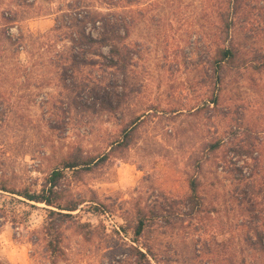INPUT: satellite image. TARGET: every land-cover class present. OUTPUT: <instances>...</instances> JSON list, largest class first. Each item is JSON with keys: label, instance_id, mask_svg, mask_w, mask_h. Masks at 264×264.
Returning <instances> with one entry per match:
<instances>
[{"label": "trees", "instance_id": "1", "mask_svg": "<svg viewBox=\"0 0 264 264\" xmlns=\"http://www.w3.org/2000/svg\"><path fill=\"white\" fill-rule=\"evenodd\" d=\"M109 1L121 3V10L102 11L86 0H69L56 8L38 0H0V54L19 56L13 78L42 62L55 70L47 84L54 81L59 87L54 106L60 115L50 127L62 131L71 113L104 114L119 127L101 151L85 152L77 144L69 148L38 189H16L0 180V190L45 205L41 237L45 250L56 257H65L62 243L70 232L106 249L108 264H201L203 248L210 264H264V0H203L202 47L193 72L201 97L188 108H165L142 99L145 85L136 72L141 48L131 39L138 0ZM48 15L54 16L53 24L44 32L34 34L25 26L29 19ZM33 49L41 50L36 52L41 61H31ZM6 75L0 72V127L7 114L1 90L7 91L1 86ZM243 81L254 96L240 90ZM179 117L186 118L180 122ZM153 118L161 123L153 134L160 152L172 148L163 147L161 138L184 139L176 148L187 152L185 195L163 202L134 199L123 215L125 223L115 228L83 221L75 211L85 202H94L88 208L96 215L112 214V208L95 200L93 191L89 200L70 192L66 171L81 181L112 158L124 157L137 142L139 127ZM224 180L228 185L220 195ZM219 212L231 217L213 216ZM158 219L164 224L159 228L171 233L185 227L184 220L196 230L211 220L215 231L211 241L201 249L193 247L191 254L167 246L172 256L157 252L152 240Z\"/></svg>", "mask_w": 264, "mask_h": 264}, {"label": "rangeland", "instance_id": "2", "mask_svg": "<svg viewBox=\"0 0 264 264\" xmlns=\"http://www.w3.org/2000/svg\"><path fill=\"white\" fill-rule=\"evenodd\" d=\"M68 1L38 0V4L56 8ZM86 1L102 11L121 10L118 6L121 3L113 5L109 0ZM133 8L137 13L131 39L136 40L141 48L142 56L138 60L136 72L145 85V97L142 99L165 108L172 105H181L183 108L195 106L201 97L196 89L193 72L196 52L202 47L199 39L204 22L201 18L203 0H138ZM53 17L48 15L29 19L25 26L32 33L39 34L52 26ZM33 50L31 61L40 58L36 52L41 53V50ZM7 55L0 54V72L7 74L6 81L1 85L7 90L1 89L6 100L3 108L6 106L7 114L5 123L0 127V180H5L16 189L26 187L34 190L44 183L45 177L69 148L77 144L85 152L101 151L119 127L113 118L104 114L76 116L73 113L65 119L62 131L50 127L60 115L57 103L54 106L59 87L54 81L47 84L49 77H55V70L44 62L37 63L20 70V77L15 80L13 68L19 56L15 54L13 58H8ZM21 58L26 64L27 58L23 53L20 54ZM240 90L254 96L247 89L246 81L241 82ZM184 118L179 117L177 121L181 122ZM158 128H161L158 119H149L139 127L137 142L126 151L124 157L112 158L106 166L89 172L81 181L74 180L70 176L71 172L66 171L70 192L83 195L86 200L91 199L95 192V200L112 208V214L96 215L88 208L94 202H85L75 211L83 221L115 228L125 223L123 215L126 209L131 210L134 199L163 202L166 197L185 195L187 186L182 168L185 167L187 152L176 148L184 139H171L169 143L161 138L159 141L163 147L172 148L169 152H160L153 135L158 132ZM221 131H225L223 125ZM223 185L224 188L218 189L219 194L226 192L227 180H224ZM218 200H221L220 196ZM0 207L3 208L0 211L2 264H108L106 249L95 242H85L70 232H67L62 243L65 257L50 255L41 237L44 204L0 190ZM178 207L183 209L180 204ZM215 215L222 220L231 217V213L225 215L219 212ZM183 223L185 227L175 229L173 233L159 228L164 225L160 219L153 224L158 228L152 239L157 252L166 251L174 256L173 250L167 246H176L191 254L193 247L201 249L203 242L211 241L216 222L208 220L199 230L188 225L187 220ZM162 230L165 232L162 233ZM126 237L130 238V235ZM209 257L210 254L203 248L199 258L201 264H210Z\"/></svg>", "mask_w": 264, "mask_h": 264}]
</instances>
